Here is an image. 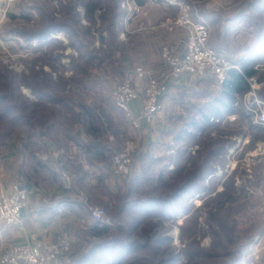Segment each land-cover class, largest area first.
I'll return each mask as SVG.
<instances>
[{
    "label": "trees",
    "instance_id": "16d2710c",
    "mask_svg": "<svg viewBox=\"0 0 264 264\" xmlns=\"http://www.w3.org/2000/svg\"><path fill=\"white\" fill-rule=\"evenodd\" d=\"M122 1L32 0V7L18 14V18L30 22L32 8L38 11V20L33 22V28L17 31L31 50L28 69L20 73L0 62V152H12L14 157L24 159L33 173L27 177L28 182L36 184L33 177L42 171L51 176L56 172L53 158L46 162L37 153L42 146L51 153L53 145L62 147L65 141L78 143L82 131L95 140L81 145L88 161H102L106 156L107 150L100 143L105 125L88 94L97 85L91 70L95 63L101 68L109 64L107 69L118 74L126 67L120 58L111 63L105 59L114 58L120 48L112 47L111 43L110 48H102L106 36L114 43L120 41L125 16ZM138 2L143 4L145 0ZM192 10L194 20L208 27L209 46L235 67L218 85L217 94H194L199 100L187 110L172 145L175 162L171 155V160L155 165L153 156L142 155V169L127 183L130 196L118 208V221L113 224L89 221L82 237L86 238V246L72 256L70 264H205L212 255L200 246L197 237L201 230L199 217L205 214L212 248L220 249L225 241L233 242V236L238 235L237 219L229 226L217 215L237 213L233 206L239 195H246L254 184L247 179L246 183L236 185L238 171L234 170L224 180L223 189L217 190L226 174L228 151L239 146L238 140L212 128H218L231 115L246 117L239 100L250 90L249 79L260 76L264 67V0L236 3L228 14L221 9L206 11L203 5H194ZM60 34L65 35L67 43L58 37ZM97 36L101 49L95 46ZM240 36L246 38L244 44L238 42ZM67 47L73 51L65 53ZM100 50L104 51V57L98 55ZM65 58L68 62H64ZM23 87L29 88L31 95L24 94ZM259 95L264 99V91H259ZM42 111L46 112L44 119H40ZM246 129L238 133L243 136L251 133L252 143L264 138L263 126L249 121ZM195 145L199 148L193 154L190 148ZM220 170L222 175H218ZM194 198L203 199L196 209ZM182 217H186L180 225L185 245L178 247L167 232ZM259 224L249 230L250 242L255 235L264 233ZM238 257L221 264H239Z\"/></svg>",
    "mask_w": 264,
    "mask_h": 264
},
{
    "label": "rangeland",
    "instance_id": "374dc122",
    "mask_svg": "<svg viewBox=\"0 0 264 264\" xmlns=\"http://www.w3.org/2000/svg\"><path fill=\"white\" fill-rule=\"evenodd\" d=\"M192 1L193 2H191V4L186 2V4L183 6L188 7V12L193 17L191 11H193L192 9L194 5H203L206 11L221 9L228 14L233 5L236 3L240 4L246 0ZM31 4L32 0H15L14 2L10 3L8 0H0V62L8 65L10 68H14L20 73L23 72V70L28 69L30 62L29 52L31 50L26 47L23 37L17 33V31L33 28V22H37L38 20V11L31 8L32 21L30 22L26 19L18 18V14L20 15L23 12H27V10L32 7ZM196 9L197 8H195V13ZM148 11L149 13L142 8L141 14L132 22V25L129 27V31H125L126 29L124 27L123 19V28L119 32V39L121 42L119 40L116 42L118 45L113 42L114 40L110 36H106L107 42L103 44L102 48L104 50L110 48L108 43H111L112 47L117 46L121 51H116L114 58L105 57L106 61H110L111 63L115 60V58L119 59L125 56L127 57L126 59L129 67L127 69L124 68V72L122 74H118L114 73L112 69H107L109 64H106L104 68L103 66L101 68L99 65H97V63H95L93 66L94 68H91V70L94 71L93 75L97 81V85L92 87L93 90L96 89V92L92 90V93L88 94L89 97H91L89 100L92 101V107H98L96 109L101 115V122H104L105 125V131L100 137V143L105 146L107 152L103 159L104 161L96 160L97 164L102 162L108 165L110 168L112 167L113 171L115 154L123 149L125 144L131 140L135 145L131 173L125 179L115 176L114 174H112L114 178L108 174L103 177L93 174L91 179L94 182L85 181L83 183L78 182V184H76L71 170L72 167H74V162L78 161V159L85 161V151L82 152V149L79 148L77 149V152L73 150L71 151V141H65L62 145L63 151H61V155L66 167H62L61 165L57 164L55 157L52 155V153H49L46 146H42L40 152H37L39 154L41 153V158L46 162L50 158H53V167H56V172L54 176H51L48 172L46 174L42 171L38 174H35L33 178H35L38 182H42V187L44 185L54 183L57 188L67 190L66 192L71 194L72 198L79 199L81 201V206L79 208V222L77 224L76 230L74 231V237L63 234L55 240L57 241L62 237H68L71 240L72 248L70 252L66 253L69 255L70 260H72V256H74L79 249H82L86 246V238L82 239V237H85L83 231L87 230L89 221L94 220L91 216L90 208H101L106 214V219L108 220L107 223L109 224H113L114 222L118 221L116 217L118 208L123 203V200L125 198H129L130 196V191L128 190L129 185L127 183L134 174H139L142 169L144 162L142 155L149 154L150 156H153L152 158L157 161L154 163L155 165L171 160V155H174L172 156V160L175 162L176 154L172 148V145L174 143V138L183 126L184 117L187 113V110L190 109L192 104L199 100V96L194 94L204 92L210 93V95H215L219 91V84L215 83L214 81L207 79L197 80L193 79L189 75H186L181 80L173 81L171 83L169 82L167 91H171L170 102L168 104L167 101L165 102L166 104H164V110L154 124L151 125L146 121L149 127L145 128V132L143 131L141 124L143 119H140V130H142L143 133L140 131L137 132V129L133 127L131 122L127 119L125 113H118V108L115 106L112 99L113 88L116 85L126 81V79L131 76L132 71L137 66L147 67L149 69H157L160 64H162L163 48L166 46L180 48V44L184 40V38L181 40L182 34L185 35V31L183 29L170 30L164 24L168 20L177 19L182 14L181 6L180 10L171 11L173 14L169 15L160 22L159 20L162 18L163 11H160L158 7H150ZM83 22L87 23L86 20H83ZM159 32H166V34H162V37H159V40H155L154 42L156 43H153L151 46L152 54L157 57V61L151 63V65L148 66L138 63V57L141 58V51L138 52V39H145L146 42L148 41L147 39L151 34ZM140 34L144 36L138 37ZM105 35H107V33H105ZM59 36L64 40V43L68 42V39L65 37V35L60 34ZM6 39L9 40L6 41ZM237 40L242 44L246 42V38L243 36L238 37ZM101 45L102 43L97 36L95 40V46L98 47V49H101ZM132 49L135 50L132 51ZM72 51V48L67 47L65 53L68 54ZM98 55H103L104 57V51L100 50ZM68 60L69 59L65 58L64 62H68ZM45 68L47 70L49 69L48 66ZM67 74H70V72H67ZM261 76L262 79L260 81L259 77ZM253 79H255L256 82H250V90L239 100L238 104L240 107H243V110L246 112V117L231 115L228 117V120L221 122L218 128H212V131L214 130L216 133L223 132L227 134L230 139L238 140L239 146L237 150L234 148L229 149L227 154L228 164L224 169L226 174L222 176V179L217 186V190L221 191L223 189L224 180L234 170L238 171L236 185L246 183L247 179H250L252 181L251 183L254 185L249 187V191L246 195H239L238 202L235 204V206H233V210L237 211V213H234V215L230 216V212V217L227 213H220L217 215L219 219L226 221L229 226L231 223H233V219H237L239 230L238 235L233 236V242L225 241L223 246H220V249L212 248V237L209 235L210 230L209 224L206 221V214L199 217L201 230L197 232V237L200 240V246L206 250L207 254L212 255L206 258V260L203 262L205 264H221L223 261H233L235 256L238 255L239 257L237 260L239 264H264V256L258 254L256 247L258 239L261 238L264 233L261 235H255L252 238V242L247 239L250 235L249 230L253 229L251 228L253 225L257 226L260 223V227L264 228V138L256 139L252 143L251 133L247 136H243V134L238 133L240 130H247L246 127L249 121L264 127V124L258 122L259 118H257L256 113H254L258 107V104L260 103L263 106L262 103H264V99H262L259 95V91H264V67L261 69L260 76L254 77ZM176 87L180 88L175 89ZM22 91L28 96L31 95L30 90L27 87H23ZM45 114L46 112L42 111L40 114V119H44ZM215 132H213L214 136L216 135ZM198 148L199 145H195L192 146L190 150L194 154ZM23 163L24 159L21 157H14L12 152L2 150L0 152V181L5 185L9 184V186H12V189L17 183L24 184L27 181V177L29 175H33V173L30 171L31 168L29 165ZM3 168L4 170H2ZM74 169L76 170V168ZM61 170H66L72 178V185L69 189L64 188L60 182L59 173ZM222 172L223 171L220 170L218 175H222ZM1 194L4 193H0V195ZM202 202L203 199H192L194 209L198 208ZM194 209H192L190 213H192ZM187 216H189V214ZM185 218L186 217L177 219L174 227L167 232L168 235L173 237V245L178 247H182L183 245V242L181 241L182 233L180 225L183 223ZM9 246H6L5 248L3 247L0 254L2 255V253Z\"/></svg>",
    "mask_w": 264,
    "mask_h": 264
},
{
    "label": "built area",
    "instance_id": "2783aa9c",
    "mask_svg": "<svg viewBox=\"0 0 264 264\" xmlns=\"http://www.w3.org/2000/svg\"><path fill=\"white\" fill-rule=\"evenodd\" d=\"M15 0H8L14 2ZM125 9L124 27L129 31L132 22L141 14L142 7L136 0H123ZM170 30L183 29L185 37L179 47L166 46L162 50V64L157 69L137 66L131 76L112 90L115 106L122 110L135 129L140 128V119L154 124L164 110L163 97L168 93L169 82L178 81L189 75L193 79L213 80L222 84L228 71L235 66L208 44L209 30L206 24L197 22L189 14L188 7L182 6V14L175 20L164 23ZM164 26V25H163ZM250 82H256L250 78ZM142 101L141 117H135L131 102ZM254 111L259 123L264 124V103ZM257 111V112H256ZM134 142L129 140L114 156L113 174L126 178L132 170ZM59 179L64 188H71L72 178L61 170ZM29 191L17 183L9 194L0 195V225H16L22 220L23 210L28 205ZM95 221L107 222L101 208H90ZM258 254L264 256V235L256 243ZM71 240L59 238L53 242L35 240L29 244L10 245L1 255L0 264H54L62 255L70 252Z\"/></svg>",
    "mask_w": 264,
    "mask_h": 264
},
{
    "label": "crops",
    "instance_id": "0c3cea01",
    "mask_svg": "<svg viewBox=\"0 0 264 264\" xmlns=\"http://www.w3.org/2000/svg\"><path fill=\"white\" fill-rule=\"evenodd\" d=\"M137 3L149 13L150 7H158L162 12V18L160 21L172 15L171 11L180 10L186 2L184 0H145L143 4H140L138 0ZM145 20V19H143ZM158 23V21H157ZM180 30V29H179ZM178 30V31H179ZM182 32V31H181ZM162 33H154L149 36L148 41L138 39V52L141 51V58L138 57V63H142L146 66L151 65V63L157 61V57L152 54L151 46L155 40H159L162 37ZM140 34L138 37H143ZM185 35L182 34L181 40ZM60 38V36L58 35ZM62 39V38H61ZM142 41V42H141ZM119 58V57H118ZM127 57L120 58L126 64V69L129 67L127 64ZM155 66V65H153ZM180 87H176L178 89ZM171 91L165 95L163 102H170ZM131 108L133 114L136 117H141L142 104L139 99L133 100L131 102ZM118 113L124 112L117 109ZM142 129L145 132V128L149 127L148 123L143 120L141 121ZM142 130L137 129V132ZM140 134V133H139ZM138 134V135H139ZM141 136V135H139ZM99 143V140H97ZM95 140L90 138L83 131L79 133V142H70L71 151H78L77 149H82L83 143H94ZM101 142V141H100ZM62 147L52 146L51 153L55 157L57 164L62 167H66V164L62 158L61 151ZM84 150L82 149V152ZM86 154V152H85ZM87 155L85 161L79 160L74 162V167H72L71 172L74 173L76 184L83 182H94L91 177L93 174L97 176L109 175L114 178L112 167L104 163H98L97 161L89 162L87 161ZM97 165V166H95ZM76 168V170L74 169ZM4 170V168L2 169ZM14 171V170H13ZM16 171V170H15ZM6 173V171H5ZM3 174V173H2ZM79 180V181H78ZM42 182H28L26 181L23 185L29 191V200L27 207L23 210L22 220L16 225H0V253L1 249L12 244H29L35 240H41L43 242H53L60 235H68L74 237V231L76 230L77 224L79 222V208L81 206V201L79 199L72 198V195L66 192L65 189H59L53 183L49 185L41 186ZM12 186L9 184L5 185L0 181V193L9 194L12 192ZM1 255V254H0ZM71 260L68 254H64L58 258L54 264H70Z\"/></svg>",
    "mask_w": 264,
    "mask_h": 264
}]
</instances>
